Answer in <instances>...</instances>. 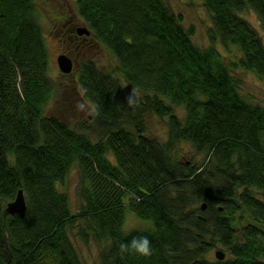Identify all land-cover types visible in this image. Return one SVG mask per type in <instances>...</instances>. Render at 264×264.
<instances>
[{"label": "trees", "instance_id": "1", "mask_svg": "<svg viewBox=\"0 0 264 264\" xmlns=\"http://www.w3.org/2000/svg\"><path fill=\"white\" fill-rule=\"evenodd\" d=\"M202 2L207 49L163 0H76L117 69L85 59L56 84L35 0H0V264H83L74 228L84 245L106 244L99 264H264V107L235 78L264 82L263 41L242 17L252 11L264 30V0ZM65 91L75 111L91 106L77 129L45 112ZM155 118L165 142L149 134ZM181 144L198 159L175 161ZM74 168L76 213L58 189ZM20 190L24 218L5 211ZM131 215L148 227L125 233ZM141 236L148 256L130 248ZM217 244L229 257L207 260Z\"/></svg>", "mask_w": 264, "mask_h": 264}, {"label": "rangeland", "instance_id": "2", "mask_svg": "<svg viewBox=\"0 0 264 264\" xmlns=\"http://www.w3.org/2000/svg\"><path fill=\"white\" fill-rule=\"evenodd\" d=\"M165 5L174 13L176 16L181 17L182 25L189 29H194V35L192 38L193 44L201 49H207L212 46L210 40V32L213 28L212 20L210 14L205 9L202 0H163ZM36 12L39 16V26L43 30L46 45L49 51V68L50 77L56 83L67 82L75 80V74L72 76L70 74H63L59 70L57 59L60 55H68L64 53L61 34H56L58 23H54V19H58L61 16V12H66L71 10L73 13L77 12L76 0H35L34 4ZM71 14V13H70ZM242 17L246 19L252 27L260 35L264 44V30L257 16L250 10L242 13ZM220 48L219 42L216 44ZM67 51L70 54H74L77 58L78 51L75 50L74 46L68 47ZM90 59L97 63V66L104 71H111L117 69V59L115 56L108 51L106 48H101V51L92 52L89 54ZM79 59V58H77ZM85 60V61H87ZM81 61L80 64L85 62ZM73 62V61H72ZM78 67V66H77ZM74 71V65H73ZM70 75V76H68ZM235 78L238 80L237 88L240 95L246 100L259 104L264 107V82L260 80L257 76L252 73L245 71H239L236 73ZM61 94V95H60ZM68 91L64 93H59L56 97L57 100L50 103L49 106L45 108L47 115H53L58 118H62L64 122L68 123L73 129L76 124H82V121L89 119L91 115V106L86 107V109L78 110L79 104L76 102L73 107L66 105L71 98H69ZM68 106V107H67ZM68 110V111H66ZM179 114H183V109H179ZM74 112V113H72ZM149 134L154 138L158 139L160 142H165L167 140V123L165 120L155 118L153 123L150 125ZM90 137L95 139L92 132H87ZM198 159L194 153V149L188 144L177 145V151L173 154V159L175 161H189L190 159ZM81 184L80 174L77 168L72 169L69 177L63 185H58V189L61 192L67 193L73 212H78L81 207V200L78 195V188ZM201 206L198 204L197 207ZM148 225L141 220L137 219L135 216L131 215L127 217L126 224L123 228L125 233H128L134 229H146ZM77 229L69 230V237L72 240L74 246L76 247L79 257L83 264H99L100 253L106 244H97L94 241H90L88 245H84L78 235ZM223 251L226 257L229 255L220 244L216 245V248L206 255V259L209 261H218L216 258L217 251Z\"/></svg>", "mask_w": 264, "mask_h": 264}, {"label": "flooded vegetation", "instance_id": "3", "mask_svg": "<svg viewBox=\"0 0 264 264\" xmlns=\"http://www.w3.org/2000/svg\"><path fill=\"white\" fill-rule=\"evenodd\" d=\"M54 23H58L56 34H61L64 53L73 61L74 69L81 61L90 59L89 54L92 50L94 52L101 51L102 46L93 38L90 31L88 34L81 32L83 28L87 27L75 12L73 13L71 10L61 12V16L54 19ZM73 46L78 51L77 58L79 59L67 51L68 47L72 48Z\"/></svg>", "mask_w": 264, "mask_h": 264}, {"label": "water", "instance_id": "4", "mask_svg": "<svg viewBox=\"0 0 264 264\" xmlns=\"http://www.w3.org/2000/svg\"><path fill=\"white\" fill-rule=\"evenodd\" d=\"M82 33L88 34L89 31L87 28L81 30ZM58 67L61 73L70 74L73 71V62L66 55H60L57 59ZM206 204L201 205V210L205 211ZM5 211L10 215H18L20 218H24L27 211V204L25 200V195L22 190L18 191L15 199L12 202H9L6 206ZM204 219V218H203ZM216 258L218 261H223L226 257L223 251L216 252Z\"/></svg>", "mask_w": 264, "mask_h": 264}, {"label": "clouds", "instance_id": "5", "mask_svg": "<svg viewBox=\"0 0 264 264\" xmlns=\"http://www.w3.org/2000/svg\"><path fill=\"white\" fill-rule=\"evenodd\" d=\"M130 248L140 255L148 256L151 254L150 241L147 236L133 238L130 241Z\"/></svg>", "mask_w": 264, "mask_h": 264}]
</instances>
